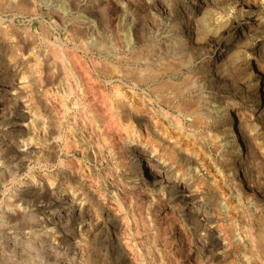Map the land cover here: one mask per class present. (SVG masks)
<instances>
[{
  "label": "bare ground",
  "instance_id": "1",
  "mask_svg": "<svg viewBox=\"0 0 264 264\" xmlns=\"http://www.w3.org/2000/svg\"><path fill=\"white\" fill-rule=\"evenodd\" d=\"M3 1L0 0L1 5ZM7 1L11 5V9L14 7L15 10L29 15L31 18L37 19L38 12L46 9L59 21L63 19V15L73 14L80 3V0H66V5L68 7L69 5L71 6L67 7L66 10L61 9L60 12L59 9L62 5H59L55 0ZM97 1L99 3L94 7L93 11L97 12L99 17L94 20L101 22L102 32L107 33L110 31L111 17H114L113 21L115 22L113 29L117 30L119 16L110 8L119 5L120 0ZM125 1L129 2L132 8L131 12L124 17L129 29L125 36L123 35L124 38L121 35L117 36L118 43L116 44L118 49L122 50L125 41L127 48L131 50L130 54L114 55L110 60L105 58L98 61L93 59H88L89 61H87L85 60L87 59V53L78 55L63 48L61 52H57L58 50L56 49V52L51 54L46 65L42 67L40 64L38 67L39 77L34 80L42 82L41 86L39 85L40 91L43 94H48V97L46 96V107L56 117V125L51 130L48 127L49 119L41 110V102L31 100L28 105L25 104L24 106L21 104L20 93L25 88L27 93L29 84L27 86L24 84L26 82H16L17 79L14 78L6 85L0 84V121L10 119L17 108H25V110H20L19 118L14 121L12 127L19 135L31 133L27 140H20L16 144L0 137V153L7 149L14 150L8 161H0V189L3 188L0 193V264H79L76 262L79 251L77 246L79 244L75 243L73 247H70V250L55 252L50 245L49 233L44 232L42 234L43 239L39 238L36 233L38 226L44 227L57 217L58 219H55L53 223L54 230H56L58 223L62 221L66 223L68 221L67 216L73 212H82L87 204L97 205V203L94 204L93 202L94 195L90 193V189L85 186L82 180L78 179V177L75 180L70 179L69 169L74 168L77 164L73 166L75 162L72 164L69 158L76 155L77 152H79V158L81 159L77 160L78 165L75 168L79 173L82 170V159L95 164L101 162L100 160H104L102 156L103 148L114 160V164H112L115 171H111L115 175H121L120 183L119 180L117 181V185L120 184L121 187L115 186L112 188L109 193L110 199L118 203L121 198L125 197L128 201L127 204L132 205L138 212L134 214L133 211V217H130L129 221H127L128 223L126 222L128 226L129 224H134L136 221L135 216H137L138 219H141L140 221L136 218L138 221L148 223L151 228H154L160 215L158 213L160 211L158 205H161V201L167 198L168 194L166 192L168 189L177 188L178 191L186 194L187 201L180 207L181 217L183 222H185L184 227L187 226V222L194 228H201L204 225L202 222L213 215L220 220L235 219L244 215L243 206L248 204L255 195L256 183L255 179H252V173L248 171V167H251L257 161L254 160L256 162H252L253 160H249L251 166L246 162L242 163L240 147V139L244 137V127L246 129V127L256 121L264 123V89L261 91L257 81L254 79L256 75L255 65L250 61L243 63L233 61L230 66L233 70L231 78L223 77L224 75L221 76L216 69V63L222 56L220 53L215 58L214 56L210 57L202 65L203 81L199 82L200 79L197 80V69L191 70L177 80L175 78L177 75L182 74L183 69H189V66L194 64V59L202 54L201 52L206 51L205 53H209L206 50V45L211 48L212 45L221 44L222 48H226V52L229 49V44H234L239 39L240 30L230 33L229 29L233 23L230 19H228L229 21L227 20L230 27L226 29L218 30L216 29L217 26L210 24L211 20L207 19L209 15L207 0H145L146 5L153 8L157 6H164L167 10L174 8L175 13H178L180 17L173 24L177 31L183 30L182 34L179 37L172 38L171 43L169 42L170 44L163 42L164 44L157 47L159 45L150 40L154 29L152 30L146 24L145 17L143 18V12L146 9L144 3L140 0ZM239 1L240 4L244 2L248 4L247 0ZM185 2H190L193 7H188ZM194 5H197L196 10H194ZM234 9L237 13L242 11L240 8ZM140 13L141 16L139 15ZM79 16L83 21L78 24L83 27L81 29L75 27V29L76 35L81 41H79L77 48L74 47V49L76 51L80 48L83 52H86L92 48L90 47L92 42L90 45L84 39H89L88 37L92 34L93 24L90 20H86L82 14H79ZM257 18L248 20L247 25L254 26L258 30L252 34L254 40L253 48L264 52V33L261 34L262 36L259 35V29H264V24ZM237 24L242 25L240 21ZM155 31H158V29ZM13 36H15V33ZM47 36H45V40L51 45L52 43ZM4 38H2L3 41ZM29 39V47L34 48L32 35H30ZM122 39L125 40L123 41ZM57 42L63 46V42L59 39ZM16 44L17 42L14 43V45ZM103 46V42H101L99 46L97 44V47L94 48L99 50ZM55 48L54 46L53 49ZM20 50H23V48ZM86 62L92 64L94 74L97 77L99 75L103 76V84L99 83L101 86L93 81L95 78L93 79L92 72L86 66ZM206 84L212 86H210L212 88L211 95L214 98H218L223 105H210V97L203 92ZM30 87L29 89L32 88ZM239 87L242 89V93L236 100L237 94L235 95L231 88ZM30 94L28 98H30ZM35 94L37 96V93ZM90 96L92 99H89ZM247 104H249V107L246 106ZM30 112L33 113L32 117H29ZM218 125L222 126L224 133L231 137V146H235V150L233 149L227 160L229 159L228 161L237 164L235 166L230 162L228 164L226 159L222 163L225 167L227 165L229 174L236 178L235 183L232 184V189L230 188L232 192L236 193V196L235 198L226 197L230 192L227 193L220 200L221 203L215 205L210 212L201 208V204L195 199L197 192L192 190L195 185L199 186L201 190H210L208 183L210 168L208 169L204 158L200 157L203 155L200 154L199 156V153L194 151V133L196 132L195 128L201 126L213 128ZM174 127L180 133L178 139L173 137L178 148L183 151V154L179 155L180 157L176 156L170 149V143L164 144V137L166 136L170 140L172 137L171 133H174ZM246 132L245 136L248 135V131ZM89 134L97 138L96 142H94L95 144H93L98 149L97 153H95L97 149L94 152L91 148L93 139H91L92 142L90 143ZM123 134L135 136V142H132V140V143L129 142L128 136L125 139ZM114 137L119 141L118 146L126 149L125 156H123V153L120 158L122 160L114 157V146H112V143L116 141H113ZM214 138L216 139V136ZM127 140L129 143L126 142ZM169 140L167 141L169 142ZM38 142L43 144L45 148H40ZM118 146L117 148L120 149ZM256 147L253 146L251 149L249 158L255 157L256 150L260 148L258 147L257 149ZM35 149L37 150L36 152ZM31 153L36 155L37 167H29V177L24 179L22 176L25 169L24 165ZM256 155H258V152ZM259 157L261 158V156ZM193 163L195 164L193 165L195 169H186ZM247 164L249 165L248 167ZM236 165L238 172H236ZM90 170L89 173H86L88 176L99 177L95 168ZM173 172H178L181 175L187 174V178H177L174 175H170L171 173L174 174ZM72 174L75 175L74 171H72ZM256 175L253 176L256 178ZM82 176L84 178L85 174ZM211 177L213 178L214 176ZM218 180L222 181L221 178L217 179V183ZM223 189L225 190V188ZM45 199L49 203H51L50 200L54 199L61 204L58 208L52 205L51 207L40 206L39 204ZM125 204L124 202L119 204L120 210L124 213H126L127 207L129 208L130 206L126 205L125 207ZM172 208L174 209L173 206ZM97 223L98 221L95 222L96 225ZM12 227L22 233L14 231ZM82 228L83 224H79L80 231ZM240 231L239 229L237 236L242 235ZM224 234L226 240L225 249L230 251L231 248L229 246L232 243H230L229 236L234 234V232ZM193 240L202 242V239L196 236L193 237ZM42 241L45 243V249L49 251L52 258H50L52 261L46 260L48 261L47 263L44 258V249L39 244ZM242 241L243 243L244 241L247 242L245 247L250 248L249 256L252 260L256 262L264 261V233L259 232L253 237L251 232L247 230ZM235 246H237L236 248L241 247L239 243ZM33 257L36 262H32ZM85 264L90 263L86 261Z\"/></svg>",
  "mask_w": 264,
  "mask_h": 264
},
{
  "label": "rangeland",
  "instance_id": "2",
  "mask_svg": "<svg viewBox=\"0 0 264 264\" xmlns=\"http://www.w3.org/2000/svg\"><path fill=\"white\" fill-rule=\"evenodd\" d=\"M55 1L58 2L59 5H62L63 7L59 9L60 12L61 9L66 10V8L68 7V5H66L67 4L66 0H55ZM140 1L143 2L146 7L145 11L143 12V18L145 17L144 19L145 22L152 30L154 29L152 32L153 36L152 35L150 36V40H152V42H155L156 45H159L157 47H160V45L164 43L166 44H168L169 42L171 43L172 38L174 39V37L176 36L179 37L182 34L183 30L177 31V29L174 27L175 22L177 21L178 18H180L179 14L175 13L174 8L170 10L165 9L164 6H157L153 8L147 6L145 0H140ZM207 1L209 4L208 6L209 15L207 19H209V21L211 20V22L209 23L219 27V28L216 27V29L218 30L226 29L227 27H230V24L227 22V20L230 19L233 22V23L231 22L233 27L231 26L229 31L230 33H232L235 30L238 31L240 30L238 35L239 39L236 40L234 44L230 43L229 49L226 52H225L226 48H222L221 44H216L214 46L212 45L211 48H208V45H206V50L209 51V53L208 54L205 53L206 51L201 52L203 55L201 54L200 56H197L194 59V64H192L193 66L192 65L189 66V69L185 68L186 70L183 69L182 74L177 75L175 77L176 80L179 79L182 75L188 74L191 70L194 71L197 69L196 70L197 80L200 79L199 82L203 81L204 77L202 73V65H204L205 62L208 59H210V57L214 56L215 58L218 54L221 53L222 56L221 58H219V61L216 63V69L219 71L221 76L224 75L223 77L227 76L226 78H231L233 70L232 67L230 68V66L232 65L233 61L234 62L237 61L240 63L250 61L252 62L253 65H255L254 67H256V75L254 79L257 81L260 90L263 91L264 52L261 50L260 52L257 49L253 48L252 44L254 43V40L252 38V34H254V32L258 30L254 26H252L253 27L252 29L251 25H247V21L250 20L251 18L255 19L258 17L257 19L262 21V23L264 24V0H251V1L247 0L248 4L246 2L240 4L239 0H229V1L207 0ZM98 3L99 2L97 0H80V3L74 10L73 14L63 15L64 17L61 21H59L52 13H49L46 9L39 11L38 18L35 19V18H31V16L27 14L19 12V10H15L13 6H12L13 9H11V5L8 3L7 0H4L2 5L0 4V17H1L0 18V35H1L0 84L6 85L13 78L17 79L16 82L17 81L26 82L24 84L27 86L29 84L32 88L28 86L27 93H26V88L23 90L24 92L22 91L20 93L19 99L22 102L21 104L24 106L25 104L28 105L31 100L32 101L36 100L37 102H41L42 105L41 110L45 114V116H47L49 119L48 120L49 126L47 125L49 127V130L55 127L56 117L52 112H50V109L46 107V101H47L46 96L48 97V94L47 93L43 94L40 91L39 85L42 82H38L37 80H34V79H38L39 77L38 67L40 66V64L42 67L45 66L49 58L51 57V54L56 52V49L58 50L57 52H61L63 51V48L66 51L68 50V52L72 51L78 55H84V53H87L86 54L87 59H85L87 61L92 59L98 61V60H103L105 58L110 60L114 55H124L125 53L127 54L131 53V50H129L126 46L127 44L124 41L125 39H122L124 41V46H123L124 48L122 50H119L116 44L118 43L117 36L121 35L122 38H124L125 33L128 32L129 27L124 17L131 12L132 9L131 4L125 0H120L119 5L110 8L119 16L118 29L117 30L113 29L115 22L113 21L114 17H111L110 31L105 33L102 32L101 22L100 21L97 22L96 20H94L99 17L98 13L93 11L94 7L97 6ZM185 3L188 5V7L190 8L193 7V5H190L191 4L190 2H185ZM70 6L71 5H69V7ZM196 8L197 5H194V10H196ZM234 8H240L242 10L240 11L241 13L240 12L237 13ZM234 12L236 13L234 14ZM79 14H82V16L86 18V20H90L93 24L92 34L88 37L89 39L87 38L84 39L85 42L90 45L92 42V46H90L92 48H90L89 51L86 52H83L80 48L77 49L76 51L74 49V47L77 48V46L79 45V41H81L78 35H76L77 32L75 29V27H78L80 29L83 27L81 26V24H78L83 21L82 18H80ZM136 14L138 15V13ZM139 15L141 16V13ZM238 21H240L242 25L237 24ZM157 29L158 31H155ZM259 31H260L259 35L262 36L261 34L264 33V29L263 28L259 29ZM12 33L13 34L15 33L16 37L13 36ZM18 34L19 37L21 36V38L18 37ZM30 35H32V41L34 42L35 45L34 48L29 47ZM45 36L48 37V40L52 43L51 45L45 40ZM2 38H4V41ZM153 38L156 40L154 41ZM58 39L61 42H63V46H61V44L57 42ZM87 41H89L90 43ZM16 42L17 44L14 45V43ZM98 42L99 43L103 42L104 45L103 48L99 50L97 48H94L97 47V44L99 46ZM53 43L54 46L56 47L55 49H53L54 48ZM18 44L19 46H21L20 48L19 46H17ZM22 48L23 50H20ZM80 50L82 51V53ZM119 51L123 53H120ZM86 66H88L89 70H91L93 79L95 78L93 81L98 84L100 82L101 84H103L104 82L103 76L99 75V77H97V75L94 74L92 64L86 62ZM257 67L259 68L257 69ZM97 78L98 80L96 81ZM101 84H99V86H101ZM207 85L208 84L204 86L203 92L205 95L210 97L209 98L210 99L209 103H211L210 105L212 106L223 105L221 104L218 98L216 97L214 98V96L211 95L212 86L210 85L211 86L210 87L209 85L208 86ZM29 87L31 89H29ZM231 90L232 92H234L235 95L237 94L236 100H238L240 93H242V89L239 87L234 89L231 88ZM31 92L34 95L30 94ZM35 93H37L38 97L36 96ZM29 94H30L29 96L30 98H28ZM31 96L34 97L32 98ZM89 99H92V97L90 96ZM154 106L156 107V105ZM246 106L249 107V104H247ZM23 109L25 110V108L22 109L17 108L10 119H4L0 121V137L2 139L11 141L16 144L19 143L20 140L21 141L27 140L31 136V133H28L27 135L26 133L24 135H19L18 132H16L12 127L14 125V121L17 118H19L20 115L19 113L21 112L20 110ZM32 115L33 113L30 112L29 117H32ZM252 125H249L248 127H246V129L243 126L245 130V132H243L244 137H241L240 139V147L242 154L241 162L242 163L246 162L250 164L249 160L251 161L253 160L252 162L257 161L256 163H253L252 166L250 164L251 167H248L249 165L247 164L248 171L252 173V179L253 180L255 179L256 189L254 193L255 195L251 198L250 202L243 206L244 215L238 216L235 219L229 218V220H225V219L220 220L218 217L213 215L207 220L202 222L204 225L201 228L200 227L194 228L187 222H186L187 226L184 227L185 222H183L182 220L183 218L181 217L180 207L183 206L184 202L187 201V197L185 193H181L180 191H178L177 188H174L175 190L174 189L167 190L166 193L169 196L167 195L166 196L167 198L161 201L160 203L161 205H158V208L160 207L159 209L161 212L160 211L158 212L160 213V215L157 218L156 221L157 224L155 225L154 228H151L148 225V223H141L140 222L141 219H138L137 216H135L136 221L134 222V224H129L128 226L126 222L129 221L130 217H133L132 213L134 211L135 214L137 212V209L132 207V205H130L129 203L127 204L128 201L126 200L125 197L120 199L119 201L120 203L119 202L115 203L113 199H110L109 193L112 191V188H114L115 186L121 187L120 184H118L120 186L117 185L118 180L120 183L121 175L119 176L113 174L111 170L115 171V169H113L114 160L111 159V157L106 152V149L103 148L102 156L104 160H100L101 162H97L95 164L94 162H89L85 159L84 160L82 159V163H81L82 170L80 171V173L77 172L75 168L78 165L77 160L81 159L79 158L80 157L79 152H77L78 155L76 153V155L71 156L69 158L70 162L72 161V164H74L75 162L73 166L77 164L74 168L69 169V173L71 176L70 179L75 180L78 177V179L82 180L85 186L88 189H90V193L94 195L93 202L94 204L97 203V205L87 204L82 212L79 213L78 211H75L72 214L68 215L67 216L68 221L66 223L63 221L58 223L56 230H54L53 228V223L55 219H58V217L55 218L54 220H51L50 224L47 223V225L44 227L38 226L36 228L37 230L36 233L38 237L43 239L42 234L44 232H48L50 245L55 252L67 251L70 250L71 249L70 247H73L75 243L79 244V246H77L79 248L78 249L79 251L76 258L77 260L76 262L79 264H85L86 261H88L90 264H264V261L256 262L250 258L249 254L251 250L250 248L245 247V244H247V242L244 241L243 243L242 241V238L247 230L251 232V235H253V237H255V235H257L259 232L264 233V123L256 121L252 123ZM195 129L196 132L194 133L195 134L194 151L196 153H199V156L200 154L203 155L200 157L204 158L205 163L208 165V169L210 168L211 170L209 169V176H208L209 177L208 183L210 185V190L209 191L201 190L197 185H195L192 188V190H194V192H197L195 199L201 204V208L211 212V210L215 207V205L221 203L220 200L227 193L230 192L229 194L226 195V197L235 198L236 196V193H234V191L232 192L231 190L233 186L232 184L235 183L236 178L233 175L229 174L227 165L226 168L225 165L222 163L224 159H226V163L228 164L229 162L232 163L231 161H228L229 159L227 160V158H229L230 153L233 151V149L235 150V146L234 147L233 145L231 146V137H229V135H226L224 133L222 126L218 125L213 128H207L206 126H201ZM246 131H248L247 136H245L247 134ZM173 132L174 133H171L172 137L170 140L166 136L164 137V144L170 143V149L174 152L176 156L177 155L179 156L183 154V151L178 148V145L174 140L175 138L178 139V137H180V133H178L179 131L177 129L175 130V127ZM203 132H206L207 134ZM212 134L214 135V137L216 136V139L213 137ZM123 135L125 139L128 136L127 139L129 138L128 139L129 142H131V140L132 142H135L134 140L135 136L130 135L131 137H133L131 138L127 134L126 135L123 134ZM168 136L170 137L169 134ZM91 139H93L92 140L93 142L91 141ZM96 140L97 138L95 136L90 135L89 142L90 143L92 142L91 148L93 149L94 152L95 149H97L95 145H93L95 144L94 142H96ZM115 140L116 138L114 137L113 141ZM128 140L126 141L127 143H129ZM167 140H169V142ZM115 142L112 143V146H114L113 147L114 157L120 159L123 153H124L123 156H125L126 149L118 146V142H119L118 140H116ZM172 143L174 146L172 145ZM249 145L252 147H250ZM38 146H40V148L42 149L45 148L44 145L41 143H39ZM117 146L120 147V149L117 148ZM253 146H257L256 147L257 149L258 147H260L258 150H256L258 152V155H256L257 154L256 152L254 158L253 157L249 158L250 151L253 148ZM13 151H14L13 149H7L1 151L0 161L2 160L8 161L9 158L12 156ZM36 151L37 150L35 149V152ZM97 152L98 149L95 153ZM244 155L246 156V158ZM104 156L106 159L104 158ZM259 156H261V158L263 159H261ZM35 158H36L35 153H31L30 157H28V159L26 160V163L24 165L25 169L22 175L24 179L29 177L28 174L29 167L31 168L37 167L36 165L37 161ZM162 162L167 165V163L164 160H162ZM102 163L104 164L102 165ZM232 164L233 166H235V164L237 163L233 162ZM193 165L195 164L194 163L190 164L188 167H186V169L194 168L195 166ZM92 167L96 169L97 175H99L98 178H95L92 175L88 176L86 174L89 173V171H91L90 169H93ZM237 168L238 167L236 165V170ZM72 171H74L75 175L72 174ZM236 172H238V170ZM173 173L174 174L171 173L170 175H174L177 178H187V174L181 175L178 172H173ZM254 173L259 176L256 175L255 178V176H253L255 175ZM83 174H85L84 178L82 176ZM211 176L214 177L212 178ZM220 178L221 180L222 178L224 179L222 181L218 180L219 183L218 184L216 180ZM225 178L227 179V182ZM256 180L258 181L259 184L257 183ZM220 182H222L221 183L222 185L220 184ZM222 187L225 188V190ZM2 189L3 188L0 189V193L2 192ZM50 202L51 203L47 202L45 199L42 200V202L39 205L44 207L45 206L51 207L52 205L58 208L61 204L59 201H55L54 199L50 200ZM122 202H124V204L126 203L125 207L126 205L127 206L130 205L129 208L127 207L126 213L120 210L121 208L119 204H121ZM172 206L174 207V209L172 208ZM178 208L179 210H177ZM63 215L65 216V214ZM136 218L140 221H138ZM96 221H98L97 225L95 224ZM61 224L62 226L60 227ZM79 224H83V228L81 229V231L79 230ZM183 227L185 228V231ZM246 227L247 229H245ZM12 229L19 233H22L18 229H15L14 227H12ZM239 229L241 230L240 232L242 233L243 236L242 235L237 236ZM232 232H234V234H231ZM224 233L231 234L229 236L230 243H232L229 246L231 248L230 251H228V249L227 250L225 249L226 240ZM194 235L197 238H201L202 242L194 241L193 240V237H195ZM237 243L241 245L240 248H236L237 246L235 245ZM39 244L44 249L43 253L45 255L44 256L45 261L46 260L52 261L49 251L45 249V243L42 241L39 242ZM34 261L35 260L33 257L32 262ZM48 261H46V263Z\"/></svg>",
  "mask_w": 264,
  "mask_h": 264
}]
</instances>
